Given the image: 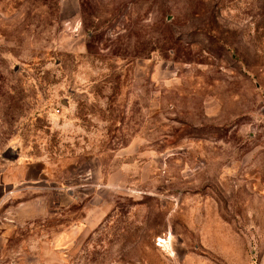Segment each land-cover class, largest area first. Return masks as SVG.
I'll list each match as a JSON object with an SVG mask.
<instances>
[{
  "label": "rangeland",
  "instance_id": "374dc122",
  "mask_svg": "<svg viewBox=\"0 0 264 264\" xmlns=\"http://www.w3.org/2000/svg\"><path fill=\"white\" fill-rule=\"evenodd\" d=\"M0 264H264V0H0Z\"/></svg>",
  "mask_w": 264,
  "mask_h": 264
},
{
  "label": "bare ground",
  "instance_id": "6f19581e",
  "mask_svg": "<svg viewBox=\"0 0 264 264\" xmlns=\"http://www.w3.org/2000/svg\"><path fill=\"white\" fill-rule=\"evenodd\" d=\"M166 242V241H165Z\"/></svg>",
  "mask_w": 264,
  "mask_h": 264
}]
</instances>
